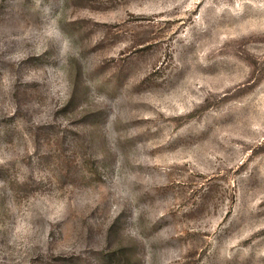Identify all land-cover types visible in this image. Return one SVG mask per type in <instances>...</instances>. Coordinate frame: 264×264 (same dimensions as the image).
I'll return each mask as SVG.
<instances>
[{
  "label": "rangeland",
  "instance_id": "374dc122",
  "mask_svg": "<svg viewBox=\"0 0 264 264\" xmlns=\"http://www.w3.org/2000/svg\"><path fill=\"white\" fill-rule=\"evenodd\" d=\"M0 264H264V0H0Z\"/></svg>",
  "mask_w": 264,
  "mask_h": 264
}]
</instances>
